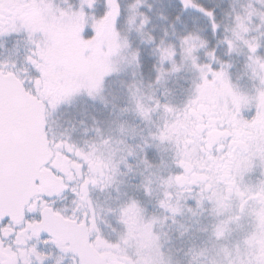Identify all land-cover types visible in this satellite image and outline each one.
Listing matches in <instances>:
<instances>
[{
    "label": "snow or ice",
    "instance_id": "6c2138e0",
    "mask_svg": "<svg viewBox=\"0 0 264 264\" xmlns=\"http://www.w3.org/2000/svg\"><path fill=\"white\" fill-rule=\"evenodd\" d=\"M96 3L77 0L61 8L56 0H0V37L23 34L28 45L25 67L16 69L15 61H0V264H23L24 254L34 256L35 264H47V254L28 245L27 240L33 237L38 245L72 250L79 264H102L88 237L95 215L88 185L100 184L103 190L123 183L116 180L127 174L120 166L133 171L131 161L138 155L125 139L136 135L135 129L121 122L113 138L104 137L101 129L94 127L99 139L88 145L87 152L67 141L54 142L56 152L78 166V170L71 165L62 169L52 163L44 119L49 106L79 95L99 96L103 101L100 93L105 79L121 71L113 56L130 45L117 29L119 0H104L99 16ZM141 6L151 11L152 6L144 0H134L129 5L132 15L128 23L134 24L139 15L136 31L147 37L144 43L151 45L157 58L154 82L161 84L168 75L179 72L185 61L198 78L190 84V94L180 106L162 103L153 95L147 97L150 103L146 104L138 82L127 85L132 111L141 121L151 123L152 112L158 110L172 117L155 131L150 129L147 137L141 136L143 147H136L144 152L153 144L167 142L176 149L173 165L177 171L167 175H161L159 165H153L145 153L140 163L147 174L140 173L135 188L151 197L153 184H158L161 195L155 206L173 217L184 211L193 216L204 211L214 214L216 235L222 237L230 232L229 225L242 227L253 207L264 208V55L258 54L264 13L249 4L243 16L235 14L230 32L221 30L215 9L196 0H179L181 12L174 17L180 21L183 11L195 10L208 20L209 31L218 36L216 44L225 49V56L245 55V66L259 84L250 92H241L231 80L229 61L218 57L216 48L209 47L200 35L190 31L177 35L173 30L174 40L166 39L167 31L157 40L142 32L149 17L137 11ZM253 16L259 18V35L255 37L249 36L247 26ZM201 52L208 58L206 63L200 62ZM120 59L125 66L138 69L140 50L131 49ZM128 110L125 107L120 112ZM181 126L183 130L177 132ZM100 149L110 153L108 159L98 155ZM257 170L256 181L245 183V177ZM66 191L72 193L76 204L67 215L55 207L53 199ZM145 211L135 196H127L121 206L124 215L140 217Z\"/></svg>",
    "mask_w": 264,
    "mask_h": 264
},
{
    "label": "rangeland",
    "instance_id": "374dc122",
    "mask_svg": "<svg viewBox=\"0 0 264 264\" xmlns=\"http://www.w3.org/2000/svg\"><path fill=\"white\" fill-rule=\"evenodd\" d=\"M152 1L154 2V0H144L145 5L150 4L152 6L151 11L144 6L137 9L138 12H144L149 17L148 23L141 31L154 36L157 40L163 37L165 31H167L168 36L166 39L174 40L173 31H170V27L168 29L166 20L161 19L157 15ZM56 2L61 8H65L70 4H76L77 0H56ZM212 2L210 8L215 9L216 20L220 24L221 30L227 28L229 32L234 26L235 14L243 16L249 4L258 13H264V0H212ZM119 3L121 15L117 22V29L121 39H126L130 45V49H125L120 55L113 56L114 62L118 64L121 71L105 79L103 90L100 93V96H103V101L99 96L96 99H91L86 95H79L67 103H61L56 106L57 112L49 113L48 119L54 125L53 121L58 118L64 128V132L66 131L65 128L71 126L75 134L78 136L82 135L88 141L85 144L87 146L85 147L86 152L88 151V145L92 144L94 140L99 139L93 131L94 127L98 126L104 137L113 138L117 137V125L121 122L125 123L126 127L135 129L136 135L125 137L127 143L138 153L136 159L131 161L134 168L133 171L127 172L123 165H121L120 171L127 174L119 176V179L124 182L123 194L126 192L127 196H135L141 201V205L149 213L148 216L151 218V223L148 222L147 224L144 219H141V216L132 220L134 224L131 226L130 231L138 236V242H128L127 245L121 247L122 254L128 258H137L138 256L153 258L155 264H172L173 262L174 264H209L205 261L210 258H217L219 264H236V261L242 258H254L256 263L257 261L262 262L264 260V228L261 229L259 227L256 233L250 228L248 232L235 233L234 237L228 232H225L222 237H218L215 234L214 237L216 239L223 240L220 245L215 244L213 247L210 245L204 247L202 233L198 224L197 226L175 225L172 223V217L170 218L168 212L155 206L156 200L161 195V188L158 184H153L151 197H145L142 191H137L135 188V185L140 181V173L145 172L147 174L144 165L140 163V159L145 153L147 159L153 165H159V170H162L159 172L161 175H167L169 171H172L174 166L170 162L168 163V161H165L166 164H162L161 162L158 164V160H163L161 156L162 146L160 144H153V146L144 149V152H140V149L136 147L138 144L143 147L140 137H147L148 132L145 126L149 127L147 122L141 121L135 112L132 111L133 105L129 103L127 85L132 83L133 80L137 81V86L144 94L143 102L146 104L150 103L147 97L153 95L159 97L162 103L169 102L180 106L181 102L190 94V84L198 78V73L191 68L190 62L185 61L184 66L179 72L168 75L161 84H156L154 82L156 76L154 66H158L157 58L153 54L151 45L144 43L147 37L142 38L141 34L136 31V27L140 23L139 15H137L134 24L130 26L128 23V19L132 15L129 5L133 4L134 0H119ZM103 5L104 0H97L95 8L97 16L103 14ZM189 10L196 12L191 8ZM196 13L198 14V19L193 18L192 21L189 20L187 28H192L193 30L190 29V32H194L206 39L209 42V47H215L218 57L229 61L231 67L228 71L233 84L238 86L241 92H250L254 84L258 86L259 82L251 78V69L245 66V55L233 53L230 57L225 56V49L216 44L218 36L214 37L209 31L208 20L200 13ZM258 23V16H253V22L247 25L249 36L255 37L259 35L256 31ZM183 33H177V35ZM13 38V59L16 63L24 65L23 57L28 47L26 37L23 38L25 50L18 36L14 35ZM260 39L262 47L258 50V54L264 55V36H261ZM137 48L140 50V67L137 69L134 65L125 66L120 56L127 55L128 51ZM207 59L204 53L201 52L200 62L206 63ZM176 61L178 64L180 63L179 56L176 57ZM165 67H168L167 63H165ZM133 72H136L135 77L132 75ZM125 107L129 110L121 113L120 109ZM165 115L159 110L152 112L151 123H149L152 128L151 130L155 131L156 126L162 127L164 125ZM182 130L183 126L178 128L177 132H181ZM69 131L71 132V128H69ZM97 147L99 148V145ZM113 147H117V145H113ZM104 155L103 158L108 159L110 153L106 151ZM152 171H156V169H152ZM116 180H118V176ZM111 196V200L113 201V208L110 212L111 222H119L124 226V216L126 215L122 214L121 206L127 196L123 197L112 193ZM131 216L134 215L131 214ZM208 236L212 237L209 233ZM253 239H257V241L255 242ZM251 240L253 241V245L250 247L251 254L246 257L242 253L244 241L250 242Z\"/></svg>",
    "mask_w": 264,
    "mask_h": 264
},
{
    "label": "flooded vegetation",
    "instance_id": "af4514ba",
    "mask_svg": "<svg viewBox=\"0 0 264 264\" xmlns=\"http://www.w3.org/2000/svg\"><path fill=\"white\" fill-rule=\"evenodd\" d=\"M21 34L18 36V38L21 41V45L23 49L25 48V42L24 39L25 36ZM14 35H9L5 37H0V61H14L13 54H12V41H14L13 38ZM25 50V49H24ZM16 69H20L25 67L26 65H20V63H16ZM16 69H12L15 71ZM28 85H26L27 87ZM57 112V107L49 106L45 112V118H46V132L48 136V142L49 147L51 148L50 155H52V163L56 165L58 168L66 169L67 167L74 166L78 170V166L73 165L72 161L67 160L64 156L60 155L55 150V143L56 141H67L69 144H74L77 148H80L81 150L86 152L88 141L85 140L84 137L78 136L75 134V132L72 130V127L64 128L59 122V119L56 118V120L53 121L54 125L52 124V121L48 119L49 113H55ZM170 120L171 116H164ZM165 122V121H164ZM147 129V132L152 129L150 124L148 123V127L145 126ZM69 128H71V132L69 131ZM146 132V133H147ZM148 134V133H147ZM162 146L161 149V156L163 160H158V164L161 162L162 164H166L165 161L170 162L173 164L174 159V153L176 151L173 144L170 143H163L160 144ZM107 150H99L98 155H104ZM168 166V165H167ZM174 166V165H173ZM164 170V169H163ZM162 170H159V172ZM165 171V170H164ZM172 171H177L175 167H173ZM259 175V171L250 174L249 176L245 177V183H254ZM118 181H121L118 176ZM123 187L124 182L119 184H113L111 187H104L103 190H101V185L97 184L95 187H93L91 184L88 185V195L91 198L92 201V208L94 209L95 215H94V223L89 225V232L88 237L92 242V251L95 253L96 257L99 259H102L104 264H155L153 258H143V256H138L137 258H128L124 254H122L121 247H124L125 245L133 242H138V236L131 233L130 229L131 226H133L134 222L133 219L136 218V216H131V214H128L125 217L124 223L125 225L122 226L121 223H112L111 222V211L113 208V201L111 200V193L112 194H119V196H126V192L123 194ZM161 192V191H160ZM55 200V207L58 209H61L65 212V214H69L72 212V210L76 207V204L73 203L74 197L72 196V193L69 191L61 193L59 197H53ZM121 199V197H120ZM126 200V199H125ZM123 200V202L125 201ZM143 207V206H142ZM207 207V206H206ZM144 208V207H143ZM145 209V208H144ZM87 210V209H84ZM146 210V209H145ZM79 215V213H77ZM149 213L145 211L141 215V219H144V221L151 223V218L148 216ZM172 217V223L175 225H183V226H197V224L200 226V232L202 233V239L204 243V247L210 245L211 247L215 246V244H219L223 241L218 240L214 237L216 234L214 225L217 222V217L212 214L208 213V211H204L198 215L193 216L191 213H188L187 211H184L182 215H176L175 217L170 215V218ZM171 223V221H170ZM231 230L232 237L235 236V233L238 234L240 232H248L249 229L252 228L254 230V233H256L259 229V227L264 228V208H257L253 207L251 209L250 217L245 218L244 221H242V227H238L236 224H231L228 226ZM208 233L212 236H208ZM230 235V234H229ZM214 237V238H213ZM24 239H27L25 237ZM253 241H257V239H253ZM253 241H244V247H243V255L249 256L251 254L250 247L253 245ZM27 243L29 246H36L39 247L40 251L42 253L47 254V264H79V261L74 258V256L69 255L65 252L63 248H58L55 246H44V245H38L36 239L33 237L31 239L27 240ZM263 243V242H262ZM19 255V253H17ZM206 259V258H205ZM211 259V258H210ZM206 260L205 262L209 264H219L212 260ZM23 264H35L34 256L33 258H30L28 254H24L22 257ZM204 262V263H205ZM174 264V262L172 263ZM236 264H264V260L257 261L254 260V258H242L236 261Z\"/></svg>",
    "mask_w": 264,
    "mask_h": 264
},
{
    "label": "trees",
    "instance_id": "16d2710c",
    "mask_svg": "<svg viewBox=\"0 0 264 264\" xmlns=\"http://www.w3.org/2000/svg\"><path fill=\"white\" fill-rule=\"evenodd\" d=\"M197 3L203 4L206 7L210 8L212 0H196ZM154 8L156 10L157 15L161 17V13L164 16H167L166 25L170 31L175 30L176 33H183L190 31L192 28H187L189 24V20H193V18L198 19V14L196 12H191L189 9L183 11L181 14L180 21H175L174 17L181 12L179 6V0H154L152 1ZM196 19V20H197ZM193 30V29H192ZM210 260L217 262V258H211ZM218 263V262H217Z\"/></svg>",
    "mask_w": 264,
    "mask_h": 264
},
{
    "label": "water",
    "instance_id": "95a60500",
    "mask_svg": "<svg viewBox=\"0 0 264 264\" xmlns=\"http://www.w3.org/2000/svg\"><path fill=\"white\" fill-rule=\"evenodd\" d=\"M44 119H45V114H44ZM45 121H46V119H45ZM46 128H47V124H46V127H45V131H46ZM48 145H50L49 144V142H48ZM67 254H69V255H72V256H74L73 255V251L72 250H67V251H65ZM77 260H78V258H76ZM99 259V258H98ZM101 262H102V264H104V262H103V260L102 259H99ZM79 261V260H78Z\"/></svg>",
    "mask_w": 264,
    "mask_h": 264
},
{
    "label": "crops",
    "instance_id": "0c3cea01",
    "mask_svg": "<svg viewBox=\"0 0 264 264\" xmlns=\"http://www.w3.org/2000/svg\"><path fill=\"white\" fill-rule=\"evenodd\" d=\"M219 219H223V217H220ZM230 232H231V230H230Z\"/></svg>",
    "mask_w": 264,
    "mask_h": 264
}]
</instances>
